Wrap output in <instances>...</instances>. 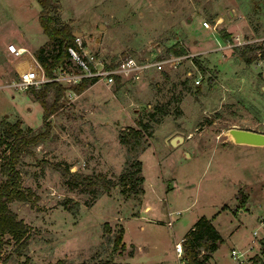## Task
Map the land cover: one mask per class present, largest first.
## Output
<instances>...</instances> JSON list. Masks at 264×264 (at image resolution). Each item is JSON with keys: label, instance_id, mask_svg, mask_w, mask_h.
Masks as SVG:
<instances>
[{"label": "rangeland", "instance_id": "374dc122", "mask_svg": "<svg viewBox=\"0 0 264 264\" xmlns=\"http://www.w3.org/2000/svg\"><path fill=\"white\" fill-rule=\"evenodd\" d=\"M53 1L56 24L71 23L76 52L89 68L126 56L162 59L176 55L168 50L173 45L185 56L136 81L98 77L80 92L73 86L88 68L73 55L63 65L64 75L78 81L56 80L65 89L49 118L51 132L17 164L27 199L9 207L29 234L25 246L2 237L0 264H185L176 242L202 215L222 237L205 264H239L231 248L246 249L254 230L264 234V146L225 140L232 126L264 129V0ZM40 11L36 0H0V136L3 120L19 122L25 132L43 127L32 86L13 85L15 62L35 66L34 52L48 38ZM12 39L28 51L11 53ZM54 96L51 87L47 101ZM132 127L141 132L135 148L120 140ZM5 155L0 144V163ZM138 159L143 191L123 193L120 177L132 175ZM55 161L74 172L104 173L117 185L70 188ZM120 231L124 247L115 249Z\"/></svg>", "mask_w": 264, "mask_h": 264}, {"label": "trees", "instance_id": "16d2710c", "mask_svg": "<svg viewBox=\"0 0 264 264\" xmlns=\"http://www.w3.org/2000/svg\"><path fill=\"white\" fill-rule=\"evenodd\" d=\"M41 7L38 21L42 27L47 40L40 45L34 52L35 59L41 65L47 78H53L56 69L63 68L66 62L72 61V54L69 48L81 52L70 22L61 26L56 24L54 12L57 5L53 0H36ZM223 39H230L227 32H223ZM170 52L178 55L185 53L184 48H176L171 46ZM251 58L245 57L247 63L251 62ZM119 79V77H116ZM98 79V76H83L77 82L73 89L80 92L86 89L91 82ZM51 87L55 88V96L53 102L49 103L46 99V93ZM65 87L56 80H47L43 83L41 89L30 88L31 93L36 94V100L41 104L43 109V127L37 131L28 128L25 132L19 122H9L3 120L1 122L2 131L0 136V144H5L6 155L0 163V173L3 179H0V244L2 237L6 234L10 235L15 241H19L25 246L29 234L28 225L13 212L9 203L13 200H26L27 195L21 187V172L17 168V164L23 153H30L31 146L45 140L51 132L50 116L58 109V101ZM141 132L139 129L130 128L129 133L123 134L120 140L124 144H130L135 148L140 144ZM137 168L132 175L123 174L120 177L122 192L127 191L141 193L143 188L141 183L144 181L143 175H135L142 172V162L137 160ZM54 168L60 170L66 177V183L70 188H79L89 192L96 190L110 191L117 183L112 177H108L104 173H82L70 170V166H64L62 163L53 162ZM140 185V186H139ZM222 242V237L211 219L202 215L200 216L188 232L183 236L182 248L185 264H205L212 258L213 252ZM114 248L118 246L124 247L123 231H120L114 239ZM47 264H69L63 259H58ZM98 264H130L120 263L111 260H104Z\"/></svg>", "mask_w": 264, "mask_h": 264}, {"label": "built area", "instance_id": "2783aa9c", "mask_svg": "<svg viewBox=\"0 0 264 264\" xmlns=\"http://www.w3.org/2000/svg\"><path fill=\"white\" fill-rule=\"evenodd\" d=\"M7 49L16 56L23 55L28 51L26 47L17 46L13 42L7 44ZM69 51L75 58L80 60L82 65L88 68L89 75L98 76L110 81H113L115 77H120L126 81H136L148 69H163L166 65L175 66L179 63L180 59L185 56L178 54L164 57L162 59L126 56L115 62L109 61L107 64L100 62L99 66L93 65L94 68L90 64L91 68H89V64H86L84 60L80 59L75 49L69 48ZM193 55L194 54H190L191 57H193ZM64 74H66V71L63 68H58L55 70L53 78H47L41 65L36 60L35 66H31L19 72V81L14 82L13 85H18L19 88H29L49 79L59 80L60 78H66L68 81L74 83L78 81L76 77L65 76ZM260 222L261 224H264V215L260 218ZM253 234L255 239L246 249L238 250L236 248H231V256L236 259L239 264H264V234L258 236L256 230L253 231ZM176 251L178 255H182V239L176 243Z\"/></svg>", "mask_w": 264, "mask_h": 264}, {"label": "water", "instance_id": "95a60500", "mask_svg": "<svg viewBox=\"0 0 264 264\" xmlns=\"http://www.w3.org/2000/svg\"><path fill=\"white\" fill-rule=\"evenodd\" d=\"M100 28H105V25L101 24ZM73 34L75 37L78 36V33L76 31H74ZM227 134L229 141L236 144H249V145H258V146L264 145V132L261 131L232 126L227 130ZM177 139L182 141L183 137L178 135ZM171 142L175 143L174 138H172Z\"/></svg>", "mask_w": 264, "mask_h": 264}, {"label": "crops", "instance_id": "0c3cea01", "mask_svg": "<svg viewBox=\"0 0 264 264\" xmlns=\"http://www.w3.org/2000/svg\"><path fill=\"white\" fill-rule=\"evenodd\" d=\"M38 16H39V14H38ZM42 28V27H41ZM12 41H13V43H15V40L14 39H12ZM1 44V43H0ZM17 46H21V47H25V46H23V45H21V44H19V45H17ZM25 62V60L23 59V60H21L18 64L15 62V64L13 65L15 68H16V70H18V72H20V71H22V70H24V69H27V68H29V67H31L30 65L27 67V68H24L23 67V63ZM3 77H6V76H3ZM249 129H252V128H249ZM254 130V129H253ZM257 131H261V132H264V129H261V130H257ZM172 140V139H171ZM186 140V138H184L183 139V141L182 142H184ZM225 141H229L228 139H226ZM231 142V141H230ZM181 144V143H180ZM245 145H249V144H245ZM179 146V145H178ZM178 146H176V147H178ZM250 146H258V145H250ZM261 146H264V145H261ZM193 150H191V151H185V153H184V158L185 159H190L192 156H193ZM149 209V207H146L145 208V210H148ZM243 210V209H242ZM137 214H140V212H139V210L137 211ZM123 236H124V232H123ZM181 239H183V236L181 237ZM177 242H179V241H177ZM176 242V243H177ZM213 254H214V252H213ZM213 257V256H212ZM212 259V258H211Z\"/></svg>", "mask_w": 264, "mask_h": 264}]
</instances>
